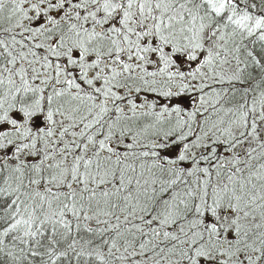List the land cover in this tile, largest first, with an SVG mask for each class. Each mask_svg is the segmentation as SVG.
<instances>
[{
    "label": "snow or ice",
    "instance_id": "snow-or-ice-1",
    "mask_svg": "<svg viewBox=\"0 0 264 264\" xmlns=\"http://www.w3.org/2000/svg\"><path fill=\"white\" fill-rule=\"evenodd\" d=\"M0 264H264V0H0Z\"/></svg>",
    "mask_w": 264,
    "mask_h": 264
}]
</instances>
